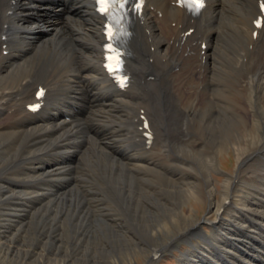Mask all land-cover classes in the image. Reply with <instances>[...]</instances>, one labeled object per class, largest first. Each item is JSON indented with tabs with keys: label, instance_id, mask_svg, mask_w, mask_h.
I'll return each mask as SVG.
<instances>
[{
	"label": "bare ground",
	"instance_id": "bare-ground-1",
	"mask_svg": "<svg viewBox=\"0 0 264 264\" xmlns=\"http://www.w3.org/2000/svg\"><path fill=\"white\" fill-rule=\"evenodd\" d=\"M176 2L147 0L129 40L132 82L121 90L103 67L104 19L91 1L0 0V264H117L137 251L151 262L195 235L202 242L182 254L184 264H264V26H255L261 0H208L199 16ZM223 26L239 38L233 36L231 54L223 49ZM40 85L45 104L34 114L28 107ZM232 148L236 174L217 185L213 172ZM76 156L134 173L142 243L120 255L77 248L98 234L106 211L92 206L100 202L92 191L88 198L72 192L77 177L63 167ZM256 156L261 167L240 174ZM59 179L66 186L50 189ZM192 197L210 200L216 211V219L205 218L210 234L184 213ZM114 217L102 235L120 231L123 241H136Z\"/></svg>",
	"mask_w": 264,
	"mask_h": 264
},
{
	"label": "rangeland",
	"instance_id": "rangeland-1",
	"mask_svg": "<svg viewBox=\"0 0 264 264\" xmlns=\"http://www.w3.org/2000/svg\"><path fill=\"white\" fill-rule=\"evenodd\" d=\"M228 27L229 26H223L221 28L223 31L222 36H224V39H223V37H221V40H222V44H223V49L226 52V54H231L232 48L236 44L235 41L239 40V38H238V35H236L232 32L233 31L232 29L228 30ZM45 34H47V33L44 32L43 36H45ZM233 36L236 37L234 44H232L233 43ZM231 78L233 80H236V75H234V76L232 75ZM231 78L229 77V81H227V84L229 86H232L231 85V83H232ZM79 157L80 156H76L74 159L72 158V162L69 161V162L65 163L64 164L65 166L63 167L66 171H68L70 169L68 172H71V175H74L77 177V182H74L71 185L72 192L76 191L79 193V196L83 195L86 198L90 197L91 195L95 199H97L99 197L100 202L98 204L97 203H91V204H93L92 206H94L95 208L97 207L98 209L102 207L103 208L102 213L104 211H106V212L103 213V215L105 217L102 215V218H101L104 220L99 219L97 224H96L95 231L98 234L95 235L94 237H91L92 235L89 236L86 240H84L82 242V244H79V245L77 244V246H78L77 248L84 247V248L90 250V252H92L95 256L99 255V253H100L99 249H101V248L106 249V251H110L113 255H117V254L120 255L122 252L127 251L130 247L134 248V246H135L134 243L141 240V235L145 236V232H143L144 229H143L142 223H141V221L138 220V217L136 216L137 214L135 213V207H134V201L135 200H134V198L136 197L137 193L139 192L140 186H139L137 181L135 182L133 180V179H136V177L134 176V173L127 171V170H124V169L115 170V168L110 167L109 165L103 164L104 161H102L101 159H95V160L90 159L89 160L88 157H82V158H79ZM257 157L258 156H256L254 158V160H252V161L250 160L251 162L249 161L247 163V166L240 169L239 173L242 175L244 174L246 176L247 173H250L255 168L261 167L262 158L261 157L257 158ZM80 163H81V165H80ZM237 167H238V165H237V161H236V152L233 148L230 149L228 152L221 154L220 155V164L218 166V170H215L213 172V176H214V180H215L216 184L221 186L220 183L223 182L226 177H228L227 176L228 174H232L235 176ZM74 171H77V172H74ZM78 171H80V172H78ZM60 175L63 176L64 174H60ZM143 175H145V174H143ZM57 183L58 184L63 183V185H62L63 188L66 186L65 180L59 179L57 182H53L52 186H49V188L50 189H52V188L56 189V187L58 185ZM115 183H116V185H115ZM83 187L86 189H84ZM91 187H92V189H91ZM144 187H146V185ZM82 189H84V190H82ZM116 189L119 193L116 191ZM103 190H105L107 192H105ZM99 191L102 194H100ZM126 191H128L130 193V195L126 194ZM87 192L92 193V194H90V196L87 197ZM236 194H237V196L235 199L240 204L241 203L240 199L242 198L243 193L237 192ZM130 197L132 199H130ZM192 198L193 199L186 202L184 213H187V214H189V212L192 213L194 216H196V218H199L201 220V223H203V221L206 220L205 218H207L209 220H214L217 218L216 211L211 210V208H210V204H209L210 200L207 199L205 201H199V199H197L195 197H192ZM95 201H97V200H95ZM110 205H112V206H110ZM146 205L149 206V204H146ZM132 212L135 214H133ZM116 213H117V215L115 217L112 216L113 214H116ZM223 216L228 220L231 218V216L228 214H223ZM112 217H114V218L119 217L120 218L119 223L124 222L123 226H122V224L119 225V229H123V230L128 232V233L126 232V234L128 235L129 240H133V241L136 240V241H134V242L123 241L122 237H124V236L121 235L120 231L119 232H112L111 230H109L104 237L102 235V233L105 229L108 228L107 227L108 222H106L105 220L110 219ZM114 222L118 223V220L114 219V220L110 221L109 223L112 224ZM201 225H202L203 233H207V234L209 233L210 234V232H211L210 224H209V227L204 226V224H201ZM65 228L63 229V232L66 231ZM113 234H114V236H112ZM116 234L120 237V238L118 237L119 239L114 238L117 236ZM99 236H101L102 239ZM132 237H133V239H132ZM93 239H94V241H92ZM91 242H93V244ZM140 242L142 243V240ZM199 242H202V238L198 237L197 235H195L194 237H191L190 240L186 239L184 241H178L177 245H175L174 248H170V249H167V251H164L165 253L158 258L160 261L155 262V263H152V261L150 262L151 259H149L147 257V255H144L142 252L137 251V254H135L134 256L133 255L130 256L129 259H127V261L117 263V264H151V263L152 264H184L182 259H181L182 254L187 253L188 250H191L193 248L192 247L193 244H197ZM145 245L146 246L150 245V242L145 241ZM95 247H98V249H96ZM117 252H119V253H117ZM70 255H73V249L70 250ZM10 264H13V263H10Z\"/></svg>",
	"mask_w": 264,
	"mask_h": 264
},
{
	"label": "snow or ice",
	"instance_id": "snow-or-ice-1",
	"mask_svg": "<svg viewBox=\"0 0 264 264\" xmlns=\"http://www.w3.org/2000/svg\"><path fill=\"white\" fill-rule=\"evenodd\" d=\"M104 2V0H98V4L99 3H103ZM111 2H112V4H113V6H115V5H117V4H119L120 2H121V0H111ZM193 2L195 3V4H201L202 3V0H193ZM102 12H105V14H107V15H111V13L110 12H108V11H106V10H104V9H100Z\"/></svg>",
	"mask_w": 264,
	"mask_h": 264
}]
</instances>
